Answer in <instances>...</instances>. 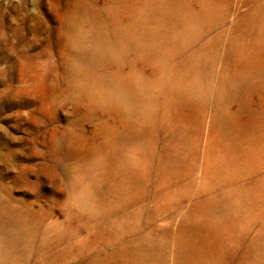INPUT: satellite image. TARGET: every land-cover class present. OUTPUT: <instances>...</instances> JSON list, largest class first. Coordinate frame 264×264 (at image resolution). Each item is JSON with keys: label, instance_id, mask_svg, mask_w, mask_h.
I'll return each instance as SVG.
<instances>
[{"label": "rangeland", "instance_id": "374dc122", "mask_svg": "<svg viewBox=\"0 0 264 264\" xmlns=\"http://www.w3.org/2000/svg\"><path fill=\"white\" fill-rule=\"evenodd\" d=\"M27 2L41 23L1 0L0 217L18 248L0 264H264V0ZM112 76L147 87L136 109L74 93Z\"/></svg>", "mask_w": 264, "mask_h": 264}, {"label": "bare ground", "instance_id": "6f19581e", "mask_svg": "<svg viewBox=\"0 0 264 264\" xmlns=\"http://www.w3.org/2000/svg\"><path fill=\"white\" fill-rule=\"evenodd\" d=\"M19 1L20 3L18 8L20 9V12L23 13L22 15L25 16L21 20V23L25 24L27 21L30 20L32 21V19H35L37 23H41V21L36 17H32L29 14H27L30 10L29 8L30 5H28L27 0H19ZM1 14H2V4L0 0V25L2 26ZM163 34H164V25L160 24L157 27H155L153 30L145 33L141 37V40H138V43L139 41L147 42L150 37L162 36ZM125 38L130 42H134V43L136 42V40H133L129 34H127ZM106 46L107 45L102 44L98 48H95V50L100 49L101 51L99 52V55L101 54L103 57L110 56L111 51L108 48H106ZM88 51L90 52V54L92 51H94V49H92V45H89ZM77 75H79V72L76 70L74 76L77 77ZM73 90L78 98L86 97L90 105L104 104L109 99H119V100L128 101L130 104V109L134 110L138 106V102L135 99L134 94L136 93V91L146 92L147 87L143 85L141 81H139L136 78L124 77V76H112L106 84L100 85L99 87H93L92 83H84V85L75 84L73 86ZM7 231H8V225L2 219V217H0V251L3 252L1 258L2 260H6L9 257L10 254L9 252L11 249L18 248V245L13 246L11 249L6 248L7 242L4 241L3 237H4V233ZM21 234L22 236L20 241L24 239V237H26L27 230H23V231L21 230Z\"/></svg>", "mask_w": 264, "mask_h": 264}]
</instances>
